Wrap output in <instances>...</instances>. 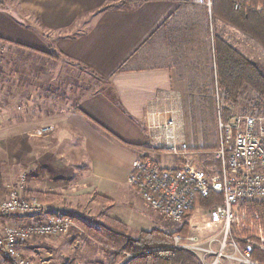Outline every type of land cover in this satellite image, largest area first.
Segmentation results:
<instances>
[{"label":"crops","instance_id":"1","mask_svg":"<svg viewBox=\"0 0 264 264\" xmlns=\"http://www.w3.org/2000/svg\"><path fill=\"white\" fill-rule=\"evenodd\" d=\"M1 1L4 5L0 7V44L4 45L6 52L0 49L3 55L0 56L3 58L0 61H3L0 89H13L14 98L19 100L15 107L22 108L21 103H24V118L30 116L27 108L33 104L31 100L36 104L43 98L45 105L57 104L53 106L61 117L60 124L55 126L58 143L76 138L83 148V163L76 165L80 168L77 175L57 176L61 171L52 168L49 182L54 183L53 187H40L31 180L25 195L47 193L45 189H51L48 192L58 196L54 202L46 204V208L50 214L56 215H67L62 209L75 208L62 196L71 190H75L77 196L86 193L91 200L104 196L112 201L107 211L113 212V204H118L117 201L130 209L131 213L108 215L125 223L130 236L131 229L135 235L160 229L146 230L142 226L148 225L150 219L145 215L144 219L134 216L137 210L132 202L141 197L128 183V177L134 161L141 155L150 157L163 168L168 167L167 158L172 156L178 158V165L181 157L160 148L165 145L160 139L163 135L160 126L166 119L176 121L179 141L188 145L202 133L199 126L191 124L192 109L199 103L198 95L192 93L210 91L213 86L207 36V20L211 18L209 0ZM190 14L201 17L202 27L207 28L205 55L190 50V35L184 42L179 39L178 27ZM190 23L189 19L184 24ZM227 27L221 26L218 31L231 44L226 38L231 31ZM177 39L181 41V48ZM59 61L75 63L91 71L99 82L105 84L103 89L87 95L84 92L74 105L64 102L62 91L57 95L53 91L50 93L48 88L54 75L47 73L46 69H51ZM11 65L14 67L12 71ZM183 65L195 70L188 80L180 70ZM7 72L11 80L6 78ZM38 87L43 93L36 100L34 96L39 93ZM33 106L38 118L42 119L43 113H50L46 109L43 112L40 105ZM8 108L6 103L0 105V119ZM50 162L45 164L46 169L50 168ZM194 165L199 170V165ZM7 186L1 188L0 196H5ZM131 218L137 229L131 225ZM12 219L23 222V218ZM3 224L5 221L0 219V226ZM32 241L21 246L22 252L27 248L33 253L38 252L35 247H27L26 244Z\"/></svg>","mask_w":264,"mask_h":264},{"label":"rangeland","instance_id":"2","mask_svg":"<svg viewBox=\"0 0 264 264\" xmlns=\"http://www.w3.org/2000/svg\"><path fill=\"white\" fill-rule=\"evenodd\" d=\"M189 19L191 21V23L189 24L190 26L185 25L184 23ZM201 20V17H194L192 14H190L189 18L183 19V22L180 24V27H178V30L179 32H181L180 35L184 36L182 37V39H180L183 42L184 40H187L189 38V35L192 37V44L190 45V50L192 52L195 51L199 55H205V52L207 51L205 45V30L207 28L211 29L213 25V28L220 36L221 32L219 33L218 31L219 27L227 26L221 22H215V24H212V20L208 19L207 28H205V26L202 27ZM227 28L231 29V31L230 35H227L226 38L230 40L235 49L239 50V52H241L246 58L257 65L264 75L263 49L254 40L247 37L246 35L238 32L231 27ZM187 30L189 33L187 32ZM180 40L177 39V44L181 48ZM3 49L5 51L6 48ZM182 50H185L184 47L182 48ZM0 56L3 55L0 54ZM2 59H0V61ZM199 61L200 59L197 60L198 63ZM2 62H0V67H3ZM178 63L180 64L183 62L178 61ZM12 67L13 65L10 66L11 71ZM46 70L50 75H54V78L50 80L51 86L48 87L49 89H51L50 93H52L51 91H53V94L59 95L62 91L65 99L64 102H69V105H74V103L78 100V96L81 97V95H84V92H86V95L91 94L96 90H99L101 88L103 89V85H105L104 83L99 82L91 71H88L87 69H84V67L76 65L75 63L59 61L58 63L56 62L51 69L47 68ZM180 70L185 74V78L187 80L188 77L195 71L193 68L185 65H183ZM6 78H8V80H11L12 77L8 73V76H6ZM3 89H0V105L6 103L7 105H9V108L2 113L3 116L5 115V118L2 117L0 119V172H6L4 174L6 175V178L4 182L2 181L1 183L6 186L7 183L9 184V186H12L13 184L18 185L24 178L25 195V191L26 189H28L31 180H33L35 184H38L40 187H53L54 183L49 182L51 181L52 175L50 174H52V168H57L59 171H61L56 174L57 176H65L66 174L77 175L79 167L77 168L76 165L79 166L82 164L78 163H83V156L81 155V150L83 148L81 146V141L76 140V138L61 141L58 143V133L56 132L58 130H55V126L60 124L61 117L57 112L56 106H53L57 104L45 105L46 100H43V98L38 100V98L36 97L40 96L43 93L42 88L40 89L38 87L39 93L34 96L38 101H36V104H34V100H31L33 104L31 105V107L27 108V111L32 117V119L30 120V116L24 118L26 114V112H23L25 111L23 108L24 103H21L23 105H21L22 108H18V106L15 107L16 101L19 102V100L18 98H14L13 89L8 88L6 89V91H3ZM6 92H8L9 95H7ZM208 92L209 91H198L197 93H192L198 95L199 103L197 108L192 109L191 124L193 125V127L199 126V128L202 129V133H199L197 136H195L193 142L189 143V160H183L181 158L179 159L177 165L178 158L176 159L171 156L170 158H167L168 167L164 168H178L181 163L190 161L193 166H195L194 164L199 165L198 168L200 171L209 173L213 179L219 180L220 166L218 165V162L215 158L216 150L212 149L217 148L220 144L217 133L218 121H216L215 118L212 125H206V129L204 128L205 125L203 124L204 119L207 117L205 113V105L207 106L206 100L210 98V94ZM58 97L56 99H58ZM39 98H41V96ZM54 100L55 99L53 98V101ZM53 101L51 100L52 103ZM33 105H40L43 112L46 109L50 111V113H43V118H38L39 115H34L36 111L34 110ZM218 106H220V104ZM226 108L229 111L227 117H231L236 114L246 115L251 113H254V115L258 114L260 116H264V98H260L252 90L246 88L242 92L238 103L234 106V109H230L229 106H227ZM22 112L24 113L23 115H21ZM32 113L33 115H31ZM48 114H50V116H47ZM50 125H53L54 127ZM47 127L53 128V130L49 132V134L47 133L48 135L45 134V136H38L36 134L37 129ZM47 161H51L49 163V169H46L47 166H45ZM72 161H74L75 163ZM45 190L47 192L51 191V189L47 188ZM8 191L9 189H7L6 193H8ZM74 191L75 190H71V192L62 196L65 198L66 202L71 203L73 206H75V208L62 209V213L74 217L80 226L79 230L72 231L69 234L70 236L67 238H64L65 236H60L33 239L34 241L29 242L26 245L27 247H35L38 252L33 253L32 250L27 248V251L23 250L22 252L24 257L29 259L32 264L128 263L129 260H125V253L118 251V254L120 255L118 259L115 254L116 252H114L113 250L107 247H100L95 242H91L89 239H87V232L84 230L81 224H87L97 227L100 224L102 212H107V215H110L112 213H114L115 215L117 212H123L126 214V211L128 213H131L130 209H127L124 204L117 201L118 204H113V212H111L110 210L107 211V208H109L108 206L110 205H104L100 203L97 197L91 200L90 197L85 195L86 193L82 196H77L74 195ZM136 191L139 194L137 189ZM30 196L35 197L34 195ZM77 197L80 199L79 201L78 199H76ZM132 203L134 204V208H136L137 210V213H135L134 215L136 218L144 219L145 215L150 219L148 225L142 226V228H147L146 230L153 229L154 227L160 228L162 231H165L167 233H175L181 230L183 232L182 235H196L201 239H208L215 232H218L221 228L218 225H213L209 219V212L215 207L221 206V204H216L213 209L209 211H205L201 208L197 209L196 207V211L190 217L178 223L161 215L156 209L151 207L148 203H146L139 197L133 200ZM0 218L1 220L3 219L2 217ZM6 218L7 219L5 220L3 219V221H5V224L19 223V220L12 219L11 217ZM152 221L155 225H153ZM131 225L135 229L138 228V226L135 225L134 220L131 221ZM184 230H187V233H185ZM131 232V236H134L135 232L132 229ZM244 233L246 232L244 231ZM242 235L243 232L234 230L232 237L233 239H240ZM215 247L218 246L215 245ZM51 251L55 254L53 255ZM190 255H192L194 258L193 262L187 261L185 263L172 264H196L195 256L193 254ZM0 264H9L8 262H6L1 253Z\"/></svg>","mask_w":264,"mask_h":264},{"label":"built area","instance_id":"3","mask_svg":"<svg viewBox=\"0 0 264 264\" xmlns=\"http://www.w3.org/2000/svg\"><path fill=\"white\" fill-rule=\"evenodd\" d=\"M241 1L235 3L236 10L243 7ZM257 9L263 10L264 5ZM160 128V139L165 142L160 148L189 160V145L179 141L176 121L168 118ZM52 130L39 128L36 134L45 136ZM218 131L220 144L215 158L220 163L219 180L196 169L190 161L168 169L141 155L132 165L128 183L151 207L178 223L196 211L197 198L222 194L223 204L209 212L210 222L220 230L208 239L176 234L172 247L193 254L196 264H264L255 257L257 251L264 253V116L236 114L223 119L219 112ZM24 182L23 178L18 187H8V193L0 196V217L23 218V222L0 226V253L9 264H32L24 257L22 244L35 238L66 236L80 228L71 216L50 214L36 197L25 196ZM235 228L246 231L241 236L247 241L245 245L233 239ZM125 255V260L134 257Z\"/></svg>","mask_w":264,"mask_h":264},{"label":"trees","instance_id":"4","mask_svg":"<svg viewBox=\"0 0 264 264\" xmlns=\"http://www.w3.org/2000/svg\"><path fill=\"white\" fill-rule=\"evenodd\" d=\"M237 1L238 0H211L210 19L213 22L212 24L220 21L230 26L254 40L264 51V9L261 11L257 9L259 5H264V0H242L241 3L243 7L240 10L235 9V3ZM3 5L4 3L0 0V7ZM207 36L210 44V64L213 68V86L212 90L208 92L210 98L206 100L207 106L205 105V113L207 116L203 121L205 129L207 128V124H213L215 118L216 121H218L219 107L222 118L226 119L229 112L226 107L235 106L246 88L252 90L260 98H264V75L259 67L219 36L213 28V25L211 29L208 28ZM182 37L184 36L179 35V39H182ZM200 63L201 61H199V64ZM219 104L220 106H218ZM217 133L220 142L218 127ZM218 148L219 145L217 148L212 149L217 150ZM219 164L220 163H218V165ZM5 173V171L0 172V188H4L3 186H5L1 183L5 180ZM12 186L18 187L19 184ZM32 195L45 205L54 202L58 196L50 192H36L32 193ZM223 199V195L218 193H212L206 198H197V208L209 211L213 209L216 204L222 205ZM98 201L104 205H112V201L104 196H100ZM248 207L256 208L252 205ZM106 213L102 212L100 224L97 227L87 224L81 225L87 232V239L91 242H95L101 247H107L113 250L116 252L115 254L118 259L120 257L118 251L134 255L126 264H172L185 263L187 261L193 262L194 258L190 255L191 253L172 247L173 237L176 233L183 234L181 230L175 233H167L160 229H153L151 231H142L137 236L132 237L125 223L108 216ZM2 218L4 220L7 219L6 217ZM74 220L77 222L75 218ZM234 230L237 229L235 228ZM186 231L187 230H184L185 233H187ZM241 231L243 235L246 234L244 233L245 230ZM238 241L241 246L247 243V241L243 240L241 237ZM255 257L264 262V253L257 251Z\"/></svg>","mask_w":264,"mask_h":264},{"label":"bare ground","instance_id":"5","mask_svg":"<svg viewBox=\"0 0 264 264\" xmlns=\"http://www.w3.org/2000/svg\"><path fill=\"white\" fill-rule=\"evenodd\" d=\"M211 5H212V3H211ZM211 5H210V6H211ZM208 6H209V5H208ZM210 6H209V7H210Z\"/></svg>","mask_w":264,"mask_h":264}]
</instances>
